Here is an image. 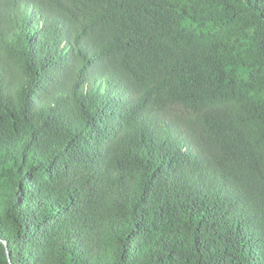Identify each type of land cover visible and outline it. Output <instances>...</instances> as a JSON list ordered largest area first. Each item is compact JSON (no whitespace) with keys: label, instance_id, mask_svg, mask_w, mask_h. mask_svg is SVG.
<instances>
[{"label":"trees","instance_id":"obj_1","mask_svg":"<svg viewBox=\"0 0 264 264\" xmlns=\"http://www.w3.org/2000/svg\"><path fill=\"white\" fill-rule=\"evenodd\" d=\"M0 264H264V0H0Z\"/></svg>","mask_w":264,"mask_h":264},{"label":"water","instance_id":"obj_2","mask_svg":"<svg viewBox=\"0 0 264 264\" xmlns=\"http://www.w3.org/2000/svg\"><path fill=\"white\" fill-rule=\"evenodd\" d=\"M5 243H6V247H7V251H8V255H9L10 262L12 263V261H11V256H10V252H9V246H8V243H7V242H5Z\"/></svg>","mask_w":264,"mask_h":264}]
</instances>
